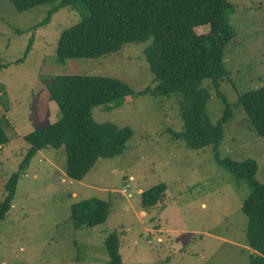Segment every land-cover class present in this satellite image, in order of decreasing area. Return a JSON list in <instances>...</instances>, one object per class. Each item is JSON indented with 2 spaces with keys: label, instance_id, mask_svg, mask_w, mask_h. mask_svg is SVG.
Returning a JSON list of instances; mask_svg holds the SVG:
<instances>
[{
  "label": "rangeland",
  "instance_id": "1",
  "mask_svg": "<svg viewBox=\"0 0 264 264\" xmlns=\"http://www.w3.org/2000/svg\"><path fill=\"white\" fill-rule=\"evenodd\" d=\"M229 1L237 36L225 48L230 78L220 82V90L236 104L240 94L264 85V0ZM56 4L18 11L10 0H0V121L9 138L0 146V201L30 147L24 136L61 117L48 90L55 76L115 77L136 92L153 81L144 56L151 39L98 58L56 62L59 37L81 19L66 7L40 24ZM196 30L206 33L210 25ZM203 86L211 93L207 108L217 123L225 104L210 79ZM90 113L96 123L132 131L125 150L100 157L83 179L67 175L63 149L38 150L0 221V264H110L105 241L114 231L120 235L122 264H249L256 251L247 241L242 203L250 189L216 163L211 145L191 149L175 138L173 133L184 128L176 96H127ZM219 153L255 159L257 178L264 182V135L242 106L235 105L233 118L224 124ZM161 182L167 185L164 200L143 209L142 192ZM96 200L110 203L107 220L75 229L73 208Z\"/></svg>",
  "mask_w": 264,
  "mask_h": 264
},
{
  "label": "trees",
  "instance_id": "2",
  "mask_svg": "<svg viewBox=\"0 0 264 264\" xmlns=\"http://www.w3.org/2000/svg\"><path fill=\"white\" fill-rule=\"evenodd\" d=\"M18 11L57 1L42 23H48L58 10L71 7L81 19L65 29L58 39L55 61L98 58L119 51L124 44L152 40L144 56L153 74L152 84L136 92L125 81L109 76L62 74L48 86L61 117L54 123L35 129L24 136L30 147L19 170L5 185L0 201V221L10 211L23 171L38 150L61 148L67 156L66 173L83 179L100 157L121 154L132 136L129 129H118L109 123H96L90 110L111 104L123 97L150 94L176 96L184 120L182 131L175 138L191 149L212 146L217 164L245 181L250 189L242 210L248 217L246 236L256 251L249 264H264V182L257 178L255 159L234 160L221 157L219 147L224 137V124L234 116V106H242L254 129L264 135V85L239 95L238 102H229L220 90V82L230 78L225 64V48L237 36L230 15L234 5L229 0H10ZM210 25L206 33L196 28ZM32 39L26 49L31 48ZM210 79L216 94L223 100L222 116L214 123L208 112L209 89L203 81ZM9 141L0 121V146ZM167 185L158 183L141 194L143 209L162 202ZM110 203L96 200L90 205H76L71 211L75 229L104 223ZM110 264H122L120 235L106 237Z\"/></svg>",
  "mask_w": 264,
  "mask_h": 264
},
{
  "label": "built area",
  "instance_id": "3",
  "mask_svg": "<svg viewBox=\"0 0 264 264\" xmlns=\"http://www.w3.org/2000/svg\"><path fill=\"white\" fill-rule=\"evenodd\" d=\"M124 191H126V189H124Z\"/></svg>",
  "mask_w": 264,
  "mask_h": 264
}]
</instances>
